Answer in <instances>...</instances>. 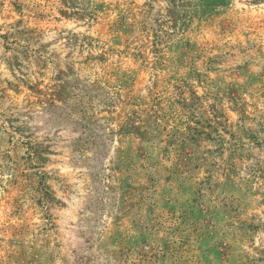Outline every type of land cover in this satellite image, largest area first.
I'll return each mask as SVG.
<instances>
[{"label":"rangeland","instance_id":"obj_1","mask_svg":"<svg viewBox=\"0 0 264 264\" xmlns=\"http://www.w3.org/2000/svg\"><path fill=\"white\" fill-rule=\"evenodd\" d=\"M0 264H264V0H0Z\"/></svg>","mask_w":264,"mask_h":264}]
</instances>
